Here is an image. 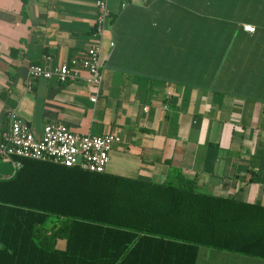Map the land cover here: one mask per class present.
Here are the masks:
<instances>
[{
	"label": "crops",
	"instance_id": "1",
	"mask_svg": "<svg viewBox=\"0 0 264 264\" xmlns=\"http://www.w3.org/2000/svg\"><path fill=\"white\" fill-rule=\"evenodd\" d=\"M95 2L0 0V141L10 110L36 136L49 122L82 135L116 132L105 172L183 176L201 193L264 206V63L242 44L254 32L241 27L254 25L264 0H109L98 86L80 62L63 83L29 78L30 65L54 69L96 44ZM13 173L0 155V175ZM204 259L264 264L202 247L197 264Z\"/></svg>",
	"mask_w": 264,
	"mask_h": 264
},
{
	"label": "trees",
	"instance_id": "2",
	"mask_svg": "<svg viewBox=\"0 0 264 264\" xmlns=\"http://www.w3.org/2000/svg\"><path fill=\"white\" fill-rule=\"evenodd\" d=\"M257 7L254 36L242 44L264 63ZM21 161L0 178V264H197L202 247L264 259L262 205L201 193L183 176L148 182Z\"/></svg>",
	"mask_w": 264,
	"mask_h": 264
},
{
	"label": "built area",
	"instance_id": "3",
	"mask_svg": "<svg viewBox=\"0 0 264 264\" xmlns=\"http://www.w3.org/2000/svg\"><path fill=\"white\" fill-rule=\"evenodd\" d=\"M94 36L96 44L82 57L71 58L54 69L39 64L28 67L29 78H50L56 76L60 82L76 78L79 74L75 66L78 62L88 71V81L95 85L101 82V39L111 15L109 0H96ZM242 28L254 32L255 27L244 23ZM114 45L113 42L110 43ZM95 101L96 97L92 96ZM8 128L0 141V155L13 163L14 171L22 166V159L48 160L65 166H77L91 172H104L109 161V152L120 141L116 132L102 135L77 134L63 122H49L43 126L40 136H36L29 124L16 112L7 113ZM0 178H3L0 175Z\"/></svg>",
	"mask_w": 264,
	"mask_h": 264
},
{
	"label": "rangeland",
	"instance_id": "4",
	"mask_svg": "<svg viewBox=\"0 0 264 264\" xmlns=\"http://www.w3.org/2000/svg\"><path fill=\"white\" fill-rule=\"evenodd\" d=\"M200 264H218L217 262H215L213 259H204L203 262L201 260V263Z\"/></svg>",
	"mask_w": 264,
	"mask_h": 264
}]
</instances>
